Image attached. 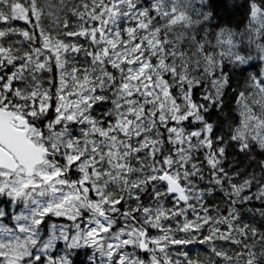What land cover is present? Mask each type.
<instances>
[{
	"label": "snow or ice",
	"instance_id": "6c2138e0",
	"mask_svg": "<svg viewBox=\"0 0 264 264\" xmlns=\"http://www.w3.org/2000/svg\"><path fill=\"white\" fill-rule=\"evenodd\" d=\"M0 264H264V0H0Z\"/></svg>",
	"mask_w": 264,
	"mask_h": 264
}]
</instances>
